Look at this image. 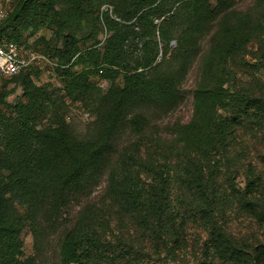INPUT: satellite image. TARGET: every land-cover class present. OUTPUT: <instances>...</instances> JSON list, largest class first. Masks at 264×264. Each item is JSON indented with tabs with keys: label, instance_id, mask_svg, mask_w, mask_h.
Instances as JSON below:
<instances>
[{
	"label": "trees",
	"instance_id": "obj_1",
	"mask_svg": "<svg viewBox=\"0 0 264 264\" xmlns=\"http://www.w3.org/2000/svg\"><path fill=\"white\" fill-rule=\"evenodd\" d=\"M59 2L65 7H58ZM36 4L24 1L0 25V34L21 42L16 28L27 24L36 7L52 23L88 18L89 35L99 29L107 33L101 48L94 43L80 50L69 30L53 51L69 68L102 66V76L112 85L98 100L89 134L79 139L53 113L54 102L33 82L31 69L6 79L20 81L24 99L8 104L6 94L0 95L5 110L0 115V264H36L34 257H22L25 228L39 254L52 236L57 238L58 259L49 264H112L130 258L128 249L107 242L112 216L130 222L152 249L164 248L169 258L183 249L188 223L199 222L209 231L204 253L210 258L201 264H245L248 253L215 219L222 218L230 196L229 188L218 183V157L229 148L236 152L239 127L264 122V100L232 87L233 66L264 71V0L241 9L236 0ZM105 5L111 10L101 11ZM215 29L193 91L190 120L171 126L170 142L158 134L147 138L148 129L156 127L151 119L167 117L179 107L200 43ZM252 41L260 45V61L250 64L242 55ZM78 76L71 83L79 84ZM49 113L51 118L41 122ZM256 158L264 164V157ZM246 178V193L252 195L259 178L251 163ZM103 182L105 201L99 206L92 200ZM254 251L252 261L264 258L263 249Z\"/></svg>",
	"mask_w": 264,
	"mask_h": 264
},
{
	"label": "rangeland",
	"instance_id": "obj_2",
	"mask_svg": "<svg viewBox=\"0 0 264 264\" xmlns=\"http://www.w3.org/2000/svg\"><path fill=\"white\" fill-rule=\"evenodd\" d=\"M24 1L26 0H0V8L6 13L4 20L8 16H15ZM35 1L39 4L48 0ZM236 1L238 9L250 7L253 3V0ZM58 7L65 6L60 3ZM36 8L35 14L27 20V24L16 28L21 37V44L34 48L45 57L32 67L31 78L37 86L43 87L49 93L51 103L54 102L53 113L57 112L63 117L71 133L82 139L89 134V128L92 127L98 100L111 87L112 82L102 76V66L97 65L92 70H86L81 63L72 68H69V65H61V58L57 57L53 50L61 47L62 36L69 30L82 51L94 43L97 48H101L107 33L104 29H99L93 36L89 35L90 26L85 24L89 21L88 18L84 20L85 22H78L75 18H71L65 25L57 19H54L56 23H52L49 17L40 14L39 8ZM107 8L110 9L108 5L102 6L101 11ZM216 30L203 37L200 43V55L183 82L182 100L179 107L167 117L151 119V124L156 123V127L152 126L148 129L147 138L158 134L170 142L173 139V136L169 134L171 126L190 120L193 112V91L201 81L202 62L209 49L211 36ZM244 51L242 58L247 63L253 64L260 61L258 41H252ZM78 55L77 53L73 57L72 62ZM236 62L238 63L239 60L236 59ZM232 69L235 77L232 84L234 90L244 96L251 95L264 100V71L253 73L249 69L238 66H233ZM78 75L81 76V82L71 83L72 79ZM2 93L6 94L3 101L8 104H15L24 99L22 84L17 80L0 79V95ZM3 101H0V115L1 112L5 113L1 104ZM225 115L230 114L225 112ZM51 116L52 114L49 113L40 121L46 122ZM235 136L236 152L229 148L228 154L218 157L220 166L218 183L229 188L228 195L230 196L223 205L222 218L216 216L215 219L218 226L225 230L228 238L248 253L247 261H243L246 262L245 264H264V258H260L257 262L252 261L257 255L254 249L258 247L264 250V164L256 158L258 155L264 157V122L245 124L237 129ZM122 147L118 148V153ZM111 161L113 162L114 159ZM248 163H251L259 178L258 191H254L252 195L246 193V165ZM105 185V182L101 184L92 200L96 204L101 203L99 206L105 201ZM112 217L114 222L110 226L111 231H109L107 242L111 243L110 246H117V249H128L132 254V257L120 259L112 264H201L210 258L204 253L209 231L199 222L188 223L184 235L186 243L183 249L177 250L174 258H169L164 248L152 249L144 234L130 222L122 218L119 220L116 216ZM22 239L24 259L34 257L36 264H49L57 261L58 250L55 236L51 237V242L44 246L40 254L34 249L33 237L28 228L23 230ZM215 262L217 263V260ZM97 264L109 263L99 261Z\"/></svg>",
	"mask_w": 264,
	"mask_h": 264
},
{
	"label": "built area",
	"instance_id": "obj_3",
	"mask_svg": "<svg viewBox=\"0 0 264 264\" xmlns=\"http://www.w3.org/2000/svg\"><path fill=\"white\" fill-rule=\"evenodd\" d=\"M6 13L0 8V25ZM9 34H0V79H9L21 72H26L39 60L45 59L44 55L27 47L21 42L9 38Z\"/></svg>",
	"mask_w": 264,
	"mask_h": 264
}]
</instances>
